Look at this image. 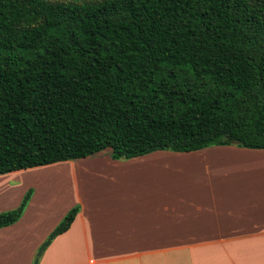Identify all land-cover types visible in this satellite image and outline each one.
I'll return each mask as SVG.
<instances>
[{
  "label": "trees",
  "instance_id": "obj_1",
  "mask_svg": "<svg viewBox=\"0 0 264 264\" xmlns=\"http://www.w3.org/2000/svg\"><path fill=\"white\" fill-rule=\"evenodd\" d=\"M211 144L264 148V0H0V173Z\"/></svg>",
  "mask_w": 264,
  "mask_h": 264
},
{
  "label": "crops",
  "instance_id": "obj_2",
  "mask_svg": "<svg viewBox=\"0 0 264 264\" xmlns=\"http://www.w3.org/2000/svg\"><path fill=\"white\" fill-rule=\"evenodd\" d=\"M57 162L65 160L0 173V210L32 188L19 218L0 227V264H30L74 203L36 264H264V148L211 144L113 158L104 147L69 159L72 191L51 202L38 189Z\"/></svg>",
  "mask_w": 264,
  "mask_h": 264
},
{
  "label": "rangeland",
  "instance_id": "obj_3",
  "mask_svg": "<svg viewBox=\"0 0 264 264\" xmlns=\"http://www.w3.org/2000/svg\"><path fill=\"white\" fill-rule=\"evenodd\" d=\"M68 161L69 159H66L65 163H61V164L59 162L55 163L57 165H53L52 167L56 166L55 169L58 170L59 172H54V170L49 171L45 176L48 178V180L42 181L41 178L37 175L38 179L41 180L40 181L41 184H40L38 191L40 192V194H45V197H47V194H49L48 198L51 199V202H52V195H54L53 197L56 198L57 195L67 194L68 192L72 191L71 184L69 183V180H68L69 172L65 168ZM44 170H47V169H43L42 171ZM31 191H32V188H31ZM48 202H49L48 200H45V203H48Z\"/></svg>",
  "mask_w": 264,
  "mask_h": 264
},
{
  "label": "water",
  "instance_id": "obj_4",
  "mask_svg": "<svg viewBox=\"0 0 264 264\" xmlns=\"http://www.w3.org/2000/svg\"><path fill=\"white\" fill-rule=\"evenodd\" d=\"M49 238L46 237L36 248L31 264H36L37 256L40 254L43 246L48 242Z\"/></svg>",
  "mask_w": 264,
  "mask_h": 264
}]
</instances>
